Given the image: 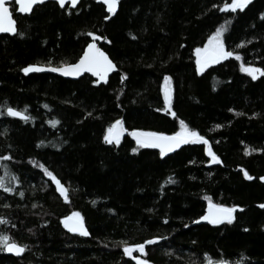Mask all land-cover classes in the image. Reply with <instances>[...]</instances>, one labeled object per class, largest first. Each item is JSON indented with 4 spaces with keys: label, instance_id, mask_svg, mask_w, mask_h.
I'll use <instances>...</instances> for the list:
<instances>
[{
    "label": "trees",
    "instance_id": "obj_1",
    "mask_svg": "<svg viewBox=\"0 0 264 264\" xmlns=\"http://www.w3.org/2000/svg\"><path fill=\"white\" fill-rule=\"evenodd\" d=\"M230 2L120 0L109 20L97 0L76 8L48 1L25 15L11 3L18 31L0 35V177L14 190L0 188V233L25 251L0 250V264H137L124 246L157 236L139 254L151 264H264V75L253 80L240 67L264 69V0L222 10ZM221 25L226 50L241 59L197 72L195 49ZM90 32L108 38L103 48L119 69L107 83L21 71L76 62L94 39ZM165 75L175 116L162 110ZM9 106L29 119L7 115ZM117 119L129 130L166 134L183 120L208 145L160 156L129 134L106 143ZM207 147L219 161L208 163ZM209 198L242 209L231 223L198 220ZM73 212L90 237L65 229L63 217Z\"/></svg>",
    "mask_w": 264,
    "mask_h": 264
},
{
    "label": "snow or ice",
    "instance_id": "obj_2",
    "mask_svg": "<svg viewBox=\"0 0 264 264\" xmlns=\"http://www.w3.org/2000/svg\"><path fill=\"white\" fill-rule=\"evenodd\" d=\"M78 0H71V4L75 6ZM251 0H231L230 3H225L223 5L222 10H231L235 12L237 9L244 10L247 5H249ZM15 3L19 6V12L28 13L33 10V5H37L43 3V0H15ZM58 3L61 7L65 6L66 0H58ZM103 3L107 6V11L109 14H114L117 10L119 0H103ZM261 17H264V13L260 14ZM105 19H109V16H105ZM226 31L225 27L221 25L216 29V31L208 37V42L201 48L197 47L195 49L196 54V70L197 72H202L204 68L210 63H217L220 60H223L227 57L235 56L237 60L241 59V56L237 52L228 51L225 48L224 38L222 36L223 32ZM0 32L7 33H17V28L15 26V21L11 15V12L8 7L7 0H0ZM19 35H23V32H19ZM89 36H92L94 39L92 42L87 44V47L84 49L83 54L79 57V59L75 63H62L60 66H53L51 63L47 64H28L21 69L25 74L31 72H40L45 69H50L52 72L62 73L65 76H79L83 72H89L98 77V80H93V83H99L101 80H104L107 74L112 71L116 65L109 58V56L97 46L95 39V33H88ZM100 39H107V37H100ZM241 71L247 72L253 80L257 79L258 75H264V69L253 67V66H245L241 64ZM171 81V77L168 75L164 76V104L166 105V109H171V100H170V88L168 87ZM47 107V105H45ZM27 107V106H25ZM6 113L12 117H20L21 119H29V117L25 114L24 111L18 110L13 107H7ZM170 114L175 116V112H171ZM0 115H4V112H0ZM255 115V113L253 114ZM49 124L55 126V124L59 123V121L50 120ZM181 130L177 132H173L171 134H166L165 132L160 131H145L140 129H134L131 132V135L135 138L136 144L140 147H154L158 148L160 156H164L166 152H171L175 148H179L182 144H186L191 142L202 141L204 145H208V140L205 139L203 135L197 132L194 129H189L183 120L180 121ZM216 127H220V125H216ZM127 131L124 128V122L122 119L115 120L112 124H110L103 136V139L106 143H113L114 141L118 144L120 142L121 135L123 132ZM42 143V142H41ZM132 152H137L138 148L133 147L131 149ZM208 156L212 159L208 161V163H213L219 161V157L215 152L212 151L211 147H207L205 149ZM248 149H245L247 153ZM254 151H259L258 149H254ZM7 168V165H4ZM40 167H44L41 165ZM44 172L47 176L51 177L53 181H55L57 185V190L64 195L65 199H67L66 189L62 185L61 181L56 178V176L49 171L47 168H44ZM245 176L248 179H252V177L245 171ZM13 180L16 178L13 176ZM261 180H264V177H260ZM0 188H3L6 192H12L14 189L12 187H5L4 177H0ZM21 196L23 193H19ZM240 205H232L227 206L224 204L213 203L209 198L208 203V211L206 214L198 217V220L209 221L212 224H219L222 221H227L231 223L234 219L233 213L237 208H240ZM260 207L264 208V203L260 205ZM0 222H3L0 220ZM63 224L65 228H68L73 233H79L84 236L90 235L87 228L84 226L82 217L79 212H73L70 216L63 217ZM187 227V225H185ZM161 237H153L149 241H145L141 244L135 245H125L124 253L126 255L132 256L133 249H139L141 253L144 252V244L146 243H155L160 240ZM0 250L14 252L16 254H20L25 250V246L11 241L7 234L0 233ZM137 261V264H149L148 261L140 259L139 257H132Z\"/></svg>",
    "mask_w": 264,
    "mask_h": 264
},
{
    "label": "water",
    "instance_id": "obj_3",
    "mask_svg": "<svg viewBox=\"0 0 264 264\" xmlns=\"http://www.w3.org/2000/svg\"><path fill=\"white\" fill-rule=\"evenodd\" d=\"M48 1H54V2H57L58 3V0H43V3H45V2H48ZM81 1L82 0H78V2H77V4L75 5V6H73L72 4H71V0H66V3H65V6H69L70 8H76L80 3H81ZM99 3H101V4H103L104 6H105V8H106V11H107V6L103 3V0H97ZM12 2H14L15 3V0H7V3H8V7H9V10H10V12H11V15H12V17H13V19H14V21H15V26H16V28H17V31H18V26H17V20L15 19V17H14V14H13V12H12V9H11V3ZM16 4V3H15ZM40 4H42V3H40ZM59 4V3H58ZM38 5V4H37ZM60 5V4H59ZM36 5H33V9H34V7H35ZM64 6V7H65ZM119 6H120V0H119V3H118V7H117V10H116V12L114 13V14H109L108 13V11H107V13H108V16H109V19H111L112 17H114L115 15H116V13L118 12V10H119ZM33 11V10H32ZM32 11H30V12H28V13H21V12H19V6L16 4V12L18 13V14H22V15H25V14H30ZM109 19H107V20H109ZM1 34H8V35H15L16 33H7V32H0V35ZM100 37H102V36H97L96 37V39H95V42H96V44H97V46L99 47V48H101L108 56H109V58L112 60V58L110 57V55L107 53V51L103 48V44H105V43H107L108 42V38L107 39H100ZM93 41V40H92ZM92 41H90V42H92ZM86 47H87V45H86ZM85 47V48H86ZM83 54V53H82ZM113 61V60H112ZM72 63H75V62H72ZM113 63L116 65V63L113 61ZM35 64H37V63H35ZM53 66H58V65H53ZM60 66V65H59ZM119 71V69H118V67H117V65H116V67L115 68H113L112 69V71H110L108 74H107V76L105 77V79L104 80H101L99 83H107L108 82V80H109V78H110V76L111 75H113L114 73H116V72H118ZM40 72H45V73H52V74H55V75H58V76H61V77H64V78H67V79H79L80 77H82V76H84V75H86V74H88V75H90V76H92L93 78H95L96 80H98L99 78L98 77H96L94 74H92V73H89V72H83V73H81L79 76H65V75H63L62 73H56V72H52L50 69H45L44 71H40ZM31 73H33V72H31ZM170 100H171V94H170ZM18 118H20V117H18ZM125 128V127H124ZM126 129V128H125ZM134 130V129H133ZM131 132H132V130H129V129H127V131H125V132H123V134L121 135V138L120 139H122L123 138V136H125V135H127V134H129V135H131ZM131 137L133 138V139H135L132 135H131ZM189 143H192L191 141L189 142ZM189 143H186V144H189ZM186 144H182L179 148H175L173 151H171V152H166V154H172V153H174V152H176L177 150H179V149H181L183 146H185ZM158 149V148H157ZM261 177H264V176H261ZM262 181H264V180H262ZM241 210L242 208H237L236 209V211L237 210ZM207 211H208V205H207V207H206V212H205V214L207 213ZM236 211L233 213V215L235 216V213H236ZM68 216H70V215H68ZM201 221H204V220H201ZM205 222H209V221H205ZM222 222H224V221H222ZM62 223H63V220H62ZM83 223H84V221H83ZM63 226H64V224H63ZM84 226L86 227V224L84 223ZM87 228V227H86ZM68 232H70V233H73V232H71L68 228H65ZM88 230V229H87ZM89 232V231H88ZM90 233V232H89ZM79 234V233H78ZM91 236V234L90 235H88V236H86V237H90ZM25 251V250H24ZM24 251L22 252V253H20V254H16V253H14V252H8V251H5L6 252V254H8V255H12V256H16V257H21L23 254H24Z\"/></svg>",
    "mask_w": 264,
    "mask_h": 264
},
{
    "label": "rangeland",
    "instance_id": "obj_4",
    "mask_svg": "<svg viewBox=\"0 0 264 264\" xmlns=\"http://www.w3.org/2000/svg\"><path fill=\"white\" fill-rule=\"evenodd\" d=\"M222 36H223V34H222ZM208 42V41H207ZM203 47V46H202ZM201 47V48H202ZM246 66V65H245ZM254 67V66H253ZM205 69V68H204ZM181 130V129H180ZM179 130V131H180ZM138 253V255H136ZM139 254H142L140 251H139V249H133V251H132V256H135V257H139L140 259H143V260H145L141 255H139ZM147 261V260H146ZM149 264H151L150 262H149Z\"/></svg>",
    "mask_w": 264,
    "mask_h": 264
}]
</instances>
